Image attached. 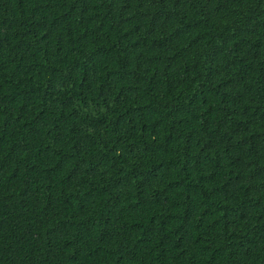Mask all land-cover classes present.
Here are the masks:
<instances>
[{"label":"trees","instance_id":"trees-1","mask_svg":"<svg viewBox=\"0 0 264 264\" xmlns=\"http://www.w3.org/2000/svg\"><path fill=\"white\" fill-rule=\"evenodd\" d=\"M0 264H264V0H0Z\"/></svg>","mask_w":264,"mask_h":264}]
</instances>
